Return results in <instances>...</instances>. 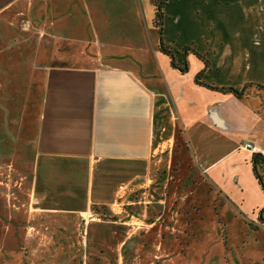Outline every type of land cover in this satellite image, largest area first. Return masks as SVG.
Returning <instances> with one entry per match:
<instances>
[{"label":"crops","instance_id":"crops-1","mask_svg":"<svg viewBox=\"0 0 264 264\" xmlns=\"http://www.w3.org/2000/svg\"><path fill=\"white\" fill-rule=\"evenodd\" d=\"M165 14L161 31L150 0H0V168L20 176L25 196L8 218L13 233L54 244L27 252L30 264H86L82 252L88 264H116L114 243L101 241L119 234L117 264H146L147 250L134 256L139 242L122 233L130 220L86 214L150 177L159 146L179 140L231 206L238 264H264V190L252 166L264 155V0H176ZM184 46L209 63L183 58ZM201 72L208 84L251 85L236 96L197 83ZM202 239L183 264L222 258Z\"/></svg>","mask_w":264,"mask_h":264},{"label":"rangeland","instance_id":"rangeland-1","mask_svg":"<svg viewBox=\"0 0 264 264\" xmlns=\"http://www.w3.org/2000/svg\"><path fill=\"white\" fill-rule=\"evenodd\" d=\"M177 135L179 139L183 134L179 130ZM156 152L157 157H154L150 177L141 180L135 186H130L129 189L121 190L118 201L109 208L94 209L86 215L94 214L93 216L99 215L113 220L119 217L122 218L121 221L130 220L129 224L123 225L126 228L122 233L126 234V231L130 229L132 236L136 239L135 242H139L134 256L137 257L147 250L146 264L152 259L156 260V264H161L163 260L170 257L173 259L169 264L175 262L183 264L186 259L184 258L185 247H197L196 241L203 238V233L209 237V244L213 246L212 252H216L219 248L223 250L222 258L219 260L209 255L207 264L217 263V261L223 264H238L235 252L243 248L240 241H236L235 247L229 235V233L234 235L239 227L233 219L229 222L231 210L229 202L207 184L202 174L198 173L191 155L181 140L177 143L170 141L161 144ZM11 171L12 173L4 172L0 168V264H30L31 260H26L27 252L36 253L41 247H51L54 244L42 245L43 240L26 238L24 229H20L22 230L20 233H13L15 225L8 218L10 214H14L10 201L13 202L16 199L21 201L25 196L23 191H18V184H15L20 176L15 174L13 169ZM24 209L22 208L19 214H24ZM154 221L156 223L150 226ZM31 224L26 223V226ZM108 224L114 225V228L122 227V224ZM242 228L250 230L248 224H243ZM27 229L32 230V228ZM118 236L113 241L109 239L101 241L103 244L114 243L113 254H109L108 257L112 258L116 264L118 256L115 244L119 243L122 237L120 234ZM44 242L46 244L50 241ZM203 243L205 246V239ZM82 246H86L84 242ZM123 254L126 253L123 252ZM158 255L159 257H156ZM53 257L55 259V256ZM195 258L198 256L195 255ZM130 259L133 260V256ZM88 260L89 254L82 252V262L86 261L88 264ZM68 262L65 263L68 264ZM51 263H53L52 260L49 261V264Z\"/></svg>","mask_w":264,"mask_h":264},{"label":"trees","instance_id":"trees-1","mask_svg":"<svg viewBox=\"0 0 264 264\" xmlns=\"http://www.w3.org/2000/svg\"><path fill=\"white\" fill-rule=\"evenodd\" d=\"M151 3L154 5L155 7V25L158 26L160 28V30L162 31L163 28V24H164V19H165V6L167 3L171 2V1H176V0H150ZM160 50L167 54L170 58H171V63L174 67H177L179 69H181L182 71H186L187 70V64H185L183 67L179 66L176 62V55L175 52L173 50V48L168 45L167 43H165V41L163 40V38L161 37V42H160ZM189 52H192L197 58L203 60V62L207 65L209 63V60L207 59V57L200 53L199 51H197L195 48L191 47V46H184L181 50V54L183 56V58H186L187 54ZM201 76H202V72L199 73L196 77V82L199 84H202L210 89L213 90H217V91H221V92H232L234 93L236 96H242L245 93V90L247 89V87H249L251 84H246L243 87H235V86H218L215 84H208L205 83L203 81H201ZM257 87H264V84H256ZM264 164V155L260 152H256L253 156L252 159V166H253V172L254 175L256 176V178L258 179L262 189L264 190V175H262L259 171V165ZM264 219L262 216H260V220Z\"/></svg>","mask_w":264,"mask_h":264},{"label":"built area","instance_id":"built-area-1","mask_svg":"<svg viewBox=\"0 0 264 264\" xmlns=\"http://www.w3.org/2000/svg\"><path fill=\"white\" fill-rule=\"evenodd\" d=\"M244 148L252 150V149H254V146L250 143H247L244 145Z\"/></svg>","mask_w":264,"mask_h":264}]
</instances>
